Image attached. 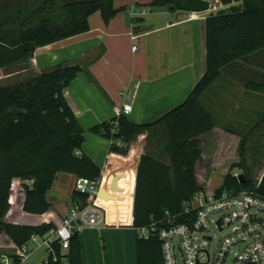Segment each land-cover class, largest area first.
<instances>
[{"label":"trees","instance_id":"16d2710c","mask_svg":"<svg viewBox=\"0 0 264 264\" xmlns=\"http://www.w3.org/2000/svg\"><path fill=\"white\" fill-rule=\"evenodd\" d=\"M115 0H0V68L27 66L37 46L90 28L89 16L100 11L105 23L124 7ZM230 3L233 0H220ZM150 5L169 4L171 10H203L209 0H152ZM137 30L143 17L134 16ZM264 47V0H242L241 5L212 11L206 17V69L183 102L151 122L138 123L120 113L95 124L92 130L112 141L110 149L127 153L130 142L146 135L140 155L133 200L132 226L155 225L149 237L137 232L136 264H165L158 229L172 222H190L195 211L185 202L205 187L200 183L197 163L202 159L201 135L215 127L212 113L202 96L220 76L222 68ZM88 62L57 63L13 82L0 83V232L21 246L33 234H44L58 221L44 215L51 207L47 197L59 171L99 179L101 167L84 151V129L65 96V88ZM264 93V81L247 82ZM118 121L117 130H112ZM238 133V160L213 191L250 189L264 195V115L244 133ZM238 167L245 179L236 177ZM28 180L30 182H28ZM76 203H87V191L72 192ZM44 264H85L79 230L63 250L53 242ZM93 264H103L102 262Z\"/></svg>","mask_w":264,"mask_h":264},{"label":"crops","instance_id":"0c3cea01","mask_svg":"<svg viewBox=\"0 0 264 264\" xmlns=\"http://www.w3.org/2000/svg\"><path fill=\"white\" fill-rule=\"evenodd\" d=\"M151 1L115 0L116 7L124 8L108 23L94 11L88 30L37 46L27 66L15 71L38 73L60 62H88L65 88V96L84 129L82 151L101 167L100 187L113 197H93L106 207V222L79 230L85 264H136L137 233L122 238L116 230L132 226L136 169L146 141L140 134L127 153L117 152L110 149L111 139L92 127L115 117L125 103L131 105L125 114L132 121L156 120L185 100L206 69V17L212 10H171L169 4L150 5ZM241 4L242 0H233L227 7ZM134 16L143 17L137 30ZM250 80L264 81V47L225 65L203 94L215 127L200 136L203 156L197 173L229 171L238 160L240 136L226 128L244 133L264 115V93L248 88ZM221 147L233 151L227 161L216 156ZM77 177L69 171L57 173L47 192L52 204L44 214L47 219L60 220L76 203L72 192ZM198 178L203 185L199 173ZM16 247L1 231L0 253L14 252Z\"/></svg>","mask_w":264,"mask_h":264},{"label":"built area","instance_id":"2783aa9c","mask_svg":"<svg viewBox=\"0 0 264 264\" xmlns=\"http://www.w3.org/2000/svg\"><path fill=\"white\" fill-rule=\"evenodd\" d=\"M227 4L214 0L209 3L208 8L217 11L226 8ZM137 47L138 44L134 43L133 48ZM130 108L129 103L123 104L117 115L128 113ZM117 123L118 121H114L112 130H117ZM234 174L238 177L237 172ZM99 187L100 178L78 176L74 189L89 193L87 203H74L58 226L44 234H33L28 242L16 245L14 252H1L0 264H22L29 254L28 243L31 240L47 244L48 252H52V259L56 261L59 257L53 247L55 240L65 250L75 229L105 224L106 207L93 199L97 197ZM185 210L195 211L192 221L175 223L168 219L169 225L158 229L165 264H180L179 255L182 264H264L263 194L255 190L233 188L223 189L216 194L213 190L204 188L185 202ZM155 229V225L143 226L137 232L149 237ZM220 230H226V233L215 240L216 233ZM47 260L48 256L44 262ZM59 264H68L67 258L63 256Z\"/></svg>","mask_w":264,"mask_h":264},{"label":"rangeland","instance_id":"374dc122","mask_svg":"<svg viewBox=\"0 0 264 264\" xmlns=\"http://www.w3.org/2000/svg\"><path fill=\"white\" fill-rule=\"evenodd\" d=\"M18 68H20L19 65H10L6 68H0V83L13 82L21 77L28 75L29 71H24L19 74L15 73V71L18 70ZM247 130L248 129H246V131ZM144 138L146 140V135L144 136ZM212 145L213 144H210L208 145V147L212 148L213 147ZM208 147L205 146V153H207ZM214 148H217V146L215 145ZM221 148H222V151H220V153H216V156L219 155L220 159H222V157L225 159V157L233 153L232 149L226 151V150H223V147ZM227 160H228V157L226 158V161ZM235 168L236 170H239L238 167H235ZM226 172L227 171H198L199 177H200L201 182L203 183V186L209 191L221 185L224 174ZM233 172L239 173L241 171H233ZM203 173H205L204 176H203ZM116 231L119 233V235H121L122 238L124 234H128V235L131 234L132 236H135V233H137L136 229H134V227L132 226L120 227ZM225 233H226V230L217 231L215 240L217 237ZM28 246H29V254L24 259L22 264H44V259L48 256V253H49L48 245L45 243L39 244L38 241L31 240L28 243ZM178 257H179L180 264H182L181 256L179 255Z\"/></svg>","mask_w":264,"mask_h":264},{"label":"water","instance_id":"95a60500","mask_svg":"<svg viewBox=\"0 0 264 264\" xmlns=\"http://www.w3.org/2000/svg\"><path fill=\"white\" fill-rule=\"evenodd\" d=\"M238 177L241 180H244L245 179V176H244V173L243 172H239L238 173ZM97 195L102 196L105 199H108V198H112L113 197L112 195H109L108 193H106V191L104 190L103 187H99L98 192H97Z\"/></svg>","mask_w":264,"mask_h":264}]
</instances>
